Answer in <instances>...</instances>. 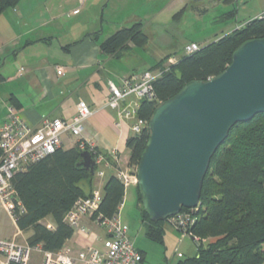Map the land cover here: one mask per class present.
Listing matches in <instances>:
<instances>
[{
	"label": "trees",
	"instance_id": "trees-1",
	"mask_svg": "<svg viewBox=\"0 0 264 264\" xmlns=\"http://www.w3.org/2000/svg\"><path fill=\"white\" fill-rule=\"evenodd\" d=\"M23 2L25 0H0V18L22 6ZM263 15L206 46H200L193 54L184 53L173 64H168L171 57H166L144 71L157 72L159 76L153 83L154 97L141 101L138 117L149 123L155 109L177 95L188 83L206 82L226 70L235 51L244 43L264 38ZM230 16L235 17V12L226 15ZM90 37L98 42L100 33ZM148 42L144 26L136 24L101 42L99 49L104 55L119 58L129 45L143 50ZM149 135L148 127H145L141 134L130 135L127 139L128 169L132 172L139 165ZM97 150L104 153L98 147ZM82 153L78 142L68 150L61 147L13 177L16 196L12 216L20 231L31 232L29 246L58 253L74 236V229L65 221L66 214L78 199L92 194L96 177H91L85 168L78 166ZM1 154L0 150V157ZM111 163L115 164V173L103 190L98 211L109 219L120 216L127 188L115 176L117 164ZM118 165L117 169L123 170L121 162ZM136 186L145 236L150 241L163 243L164 226L168 221L150 219L142 207L139 187ZM185 212L191 210L183 209L182 213ZM191 214L196 221L189 227V238L196 243L197 252L188 259H183L181 254L177 264H264V113L231 129L211 160L199 211ZM47 219L54 227L44 224ZM138 252L143 264L144 253Z\"/></svg>",
	"mask_w": 264,
	"mask_h": 264
},
{
	"label": "rangeland",
	"instance_id": "rangeland-1",
	"mask_svg": "<svg viewBox=\"0 0 264 264\" xmlns=\"http://www.w3.org/2000/svg\"><path fill=\"white\" fill-rule=\"evenodd\" d=\"M181 1L184 5H181ZM191 1L193 0H86L84 5H81L79 0H25L20 6L24 14H19V19L14 16H4L0 19V29L2 27L40 28L31 37L53 36L52 45L49 43L46 47H36L30 50L29 56L26 55L25 57H29L30 61L33 60L30 63L34 67L60 65L68 70L71 67V60L63 47L68 49V45L81 42L87 34L91 33H100L99 39L102 42L115 34L119 25H121L119 29L123 28L122 26H132L134 23L126 25L121 23L125 19V13L133 11L127 12L133 6L135 7L136 11L134 13L136 15L142 16V20L150 22L146 32L152 38L151 44L145 52H142V48H133V45H131L132 48H129L131 46H128V50L125 51V58L112 64L109 69L116 73H122L124 70L130 69L144 72L161 60V55L169 54L171 59H179L185 53V47L188 43L196 42L197 45L202 46L208 40L211 43L228 34L236 29L237 26L250 21L249 18L255 16L254 14L259 5L258 0H236L222 4V7L217 11V8L213 7L212 3L208 4L206 2L205 7L208 13L204 17L198 16V14L189 9H187V12H180ZM168 4L172 6L170 8L173 11H169L171 10L169 9L157 18L158 10ZM177 4L178 7H176ZM232 11L236 13V16L230 20L226 19L228 21H222L221 17L223 14ZM179 13H182L183 16L176 18ZM146 14H149L148 18L145 17ZM224 22H230L228 24L232 27L225 26L228 28L223 30L221 27L225 24ZM167 38L168 40L175 38L174 44L170 43ZM132 52L139 55L142 52L145 65L140 63V59L132 56L134 54ZM18 58L19 60L17 61L9 59L6 68L3 65L0 66V75L10 76L14 74L18 69V65L21 66V58ZM23 67L25 68V66ZM77 93V89L71 86L67 88L66 93H63L65 99L69 101L67 102V107L83 91ZM71 99L73 101H70ZM1 109L2 104L0 103V111ZM70 144L71 142L66 143L65 146L74 145V143ZM129 156L126 146L123 147L122 160H127ZM134 170L137 171V168ZM136 190V185L127 186L120 218L124 224L129 226V236L132 242L138 249L146 253V260L143 264H177L180 261L179 254L184 256L183 259L195 256L197 247L194 240L188 237L182 238V235L177 233L168 223L164 226L165 236L163 243H156L146 238L145 229L141 221V212L137 207ZM47 222L46 220L44 221L45 224ZM15 233L14 222L0 201V239L12 238ZM17 240L20 242L21 239ZM40 259H42L40 254L33 253L31 262L34 263Z\"/></svg>",
	"mask_w": 264,
	"mask_h": 264
},
{
	"label": "crops",
	"instance_id": "crops-1",
	"mask_svg": "<svg viewBox=\"0 0 264 264\" xmlns=\"http://www.w3.org/2000/svg\"><path fill=\"white\" fill-rule=\"evenodd\" d=\"M233 1L236 0H229L228 2L225 0H193L180 12L184 13L185 11L187 12V9H189L198 14V16L204 17L208 13V10L205 7L206 2H208V4L212 3V6L216 7V10L219 11V9L222 7V4L231 3ZM257 2L259 3L258 9L254 14L255 16L249 18L250 21L264 14V0H258ZM181 5H184L182 1ZM170 7L172 6L168 4L159 9V12L155 11L158 12L157 18L163 12L169 9H171L169 11H173ZM176 7H178V4L176 5ZM225 7L227 6L225 5ZM223 9L225 10V8ZM130 10L133 11H131L130 13H125V19L121 24L126 25L128 23H134L132 26L136 24H142L144 26V32L149 38L147 47L142 51L145 52L152 41V38H150V35L146 32V29L148 28L150 22H146L147 20H142V16L136 15L134 13L136 11L135 7L132 6V8H130L127 12H129ZM229 13L231 12L223 14V16L221 17L222 21H228L231 18H234V16L226 17V15ZM19 14H24L23 10H21L20 7L15 10L9 11L4 16H14L15 18L19 19ZM148 16L149 14L145 15V17L147 18ZM182 16L183 14L178 17L180 18ZM224 23L225 24L223 25V27H221L223 30L227 29L228 27H232L229 25L230 22ZM245 23H247V21ZM240 26H237V28ZM119 27H121V25L118 26V31L123 28H129L127 26H122L123 28L119 29ZM39 29L40 28L22 29L14 27H2L0 29V66L3 65V67L6 68L9 59H15V61H17L19 60L18 57L21 58V66L18 65V69L14 74L10 76L0 75V103L2 104V109L0 111V125L6 120L11 108L14 109L19 116H21L28 124L33 127H39L45 119H60L63 121H71L77 113V105L79 101L83 100L94 110L95 113L94 116L86 123L83 137L85 139L92 140L96 144V146L104 153H110L113 149H118L121 153V168L128 169L129 157L124 161L122 160V155L123 147L126 146V142L130 136V132L127 127L124 129L117 128V113L112 110L103 109V107L106 105L110 96V82L119 84L123 78L131 75L132 73L139 72L134 69L124 70L122 73H116L115 71L110 70L109 67L112 64L124 59L126 55L123 54L119 58H115L102 54L99 49V44L101 43V41L99 39L98 42H94L93 38L90 37L91 35H93L92 33L87 34V36L81 42L68 45V49L63 47V49L66 50V52L69 54L71 60V67L68 70L65 68L64 76L59 77L57 75V68L62 67L60 65L48 66L43 64V67H34V65L30 63L33 60L30 61L28 59L29 57L26 58L25 56H29L30 50L36 47H46L49 43H51L52 45L51 41L52 39H54L53 36H42V38H35L34 36L31 37V35H34V33L38 32L37 30ZM234 30L230 31L229 33L233 32ZM174 39L171 38L168 40L167 38V40L173 44ZM192 43L196 42H191L187 45ZM208 44H210L209 40L202 46H206ZM129 48H132V46ZM142 52L140 53V55L132 52V54L134 53L132 56L140 59V63L145 65V60L144 57H142ZM161 56L162 60L166 57H170L171 55L164 54ZM46 63L48 62L46 61ZM157 63H155L153 66H155ZM23 66H25V68ZM70 86L76 88L78 93L80 91H83V93H77V98H75L74 101L73 99H71L70 101L73 102L67 107V102L69 101L65 99V95H63V93H66L67 88ZM14 102L16 105L14 104ZM77 141L78 140L76 138L73 139V137L69 135L65 136L62 141V148L68 150L74 147ZM70 142L71 144L74 143V145L70 144L71 146L66 147V143ZM103 170L105 172L104 175L96 174L92 193L99 192L103 194V190L107 182L115 173L113 167H104ZM137 207L139 208L138 201ZM10 217L14 222L16 233L12 238L2 240L15 241L18 244H28V239L31 236V232L24 233L20 231L15 220L12 218V216ZM120 220L123 227L127 229L129 235V226L124 224L121 218ZM46 221H48L46 225L49 228L54 227L50 219H47ZM82 226L87 229L89 235L75 232L72 239H70L66 243L64 249L70 250V252L74 256H76L84 251L88 246L104 248L106 242L109 239L108 233L105 230L99 228L94 223L91 217H84V219L82 220ZM19 238L21 239L20 242L17 240ZM138 250L141 251V253H144L143 255L145 257V262L146 253L140 249ZM40 262L41 259L35 261L34 263L31 262V264H40Z\"/></svg>",
	"mask_w": 264,
	"mask_h": 264
},
{
	"label": "water",
	"instance_id": "water-1",
	"mask_svg": "<svg viewBox=\"0 0 264 264\" xmlns=\"http://www.w3.org/2000/svg\"><path fill=\"white\" fill-rule=\"evenodd\" d=\"M264 113V38L244 43L232 63L208 81H192L160 104L137 167L142 207L154 222L200 205L205 177L231 129ZM78 166L94 177L88 152Z\"/></svg>",
	"mask_w": 264,
	"mask_h": 264
},
{
	"label": "built area",
	"instance_id": "built-area-1",
	"mask_svg": "<svg viewBox=\"0 0 264 264\" xmlns=\"http://www.w3.org/2000/svg\"><path fill=\"white\" fill-rule=\"evenodd\" d=\"M79 2L83 5L86 0ZM199 49L200 46L196 43L189 44L185 47V54H193ZM169 62L175 63L176 58ZM56 72L59 77L65 75V69L62 67L57 68ZM158 76L157 72H141L123 78L119 84L109 83L110 96L103 109L117 113V128L127 127L130 135H139L148 127V122L140 119L138 112L141 101L154 97L153 83ZM94 114V110L85 101L80 100L77 113L71 121L45 119L39 127H33L14 109L9 110L6 120L0 125V201L10 216L15 208L16 196L12 186L13 177L60 149L63 138L68 135L78 140L80 150L92 156L96 164V174L104 175L103 168L114 167L115 164L111 163L114 162L117 164L115 176L126 187L137 185V171L117 169L121 162L118 149H113L110 154L101 153L92 140L83 137L85 125ZM102 199L103 195L99 192L78 199L66 214L65 221L75 232L89 235L87 229L82 226V220L84 217H91L94 223L109 235L104 248L88 246L74 256L68 249L51 253L45 252L41 247L0 239V264H31L33 253L42 256L40 264H142V256L130 239L127 229L123 227L120 216L109 219L98 213ZM18 205L21 206L20 203ZM198 211L199 207L191 212H181L167 221L181 233L182 238H189V227L196 221L191 213Z\"/></svg>",
	"mask_w": 264,
	"mask_h": 264
}]
</instances>
